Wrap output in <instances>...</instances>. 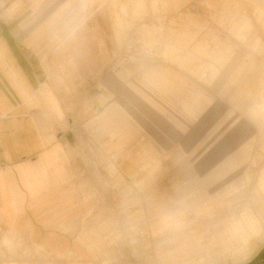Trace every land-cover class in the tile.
<instances>
[{
    "label": "crops",
    "instance_id": "0c3cea01",
    "mask_svg": "<svg viewBox=\"0 0 264 264\" xmlns=\"http://www.w3.org/2000/svg\"><path fill=\"white\" fill-rule=\"evenodd\" d=\"M88 11L87 0H0V228L77 264H227L229 251L264 264V246L246 258L241 243L264 234L263 218L227 224L226 190L243 182L206 140L209 73L238 63L210 34L193 51L213 62L195 65L190 15L193 31L163 36L155 18L121 33L83 21ZM250 86L264 135V70Z\"/></svg>",
    "mask_w": 264,
    "mask_h": 264
},
{
    "label": "rangeland",
    "instance_id": "374dc122",
    "mask_svg": "<svg viewBox=\"0 0 264 264\" xmlns=\"http://www.w3.org/2000/svg\"><path fill=\"white\" fill-rule=\"evenodd\" d=\"M87 5L89 11L84 12L83 21L101 22L104 26L110 24L121 33L123 29L127 30V26L136 32L133 27L138 21L154 18L162 22L163 36L171 29L193 31L194 25L183 20L188 15L192 16L191 19L200 26L196 38L187 44V49L193 52L195 65L213 62L206 55L193 51V45L210 39V34L215 37L216 46L227 48L228 66L235 62L238 67L234 70L220 68L213 75L209 73L213 113L206 140L210 149L226 150L228 180L238 177L243 182L242 189L226 190L227 224L246 225L251 219L245 218L260 217L263 219H258V222L264 233V193L261 188L264 135L259 133V127L249 112L255 97L250 85L264 70V0H185L180 6H174L172 0H156L155 4L153 0H144L142 7L137 5V0H87ZM242 18L247 20V27L241 29L244 36L235 32ZM209 45L212 46V42ZM131 47L136 52L155 50L151 45L136 44ZM120 48V45H116V51ZM242 165L243 173L233 172ZM195 207L202 212L206 206ZM239 217L245 220H234ZM2 235L11 238L9 245L1 240ZM131 242L138 244L137 238H131ZM241 243L246 248V258H249L264 246V234L260 237L250 235L246 243ZM31 244L15 232L0 228V264H77L70 255L54 258L40 246L37 245L38 249H35ZM228 247L233 250L235 242ZM233 254L232 251L228 252L227 264L241 262L234 261Z\"/></svg>",
    "mask_w": 264,
    "mask_h": 264
}]
</instances>
